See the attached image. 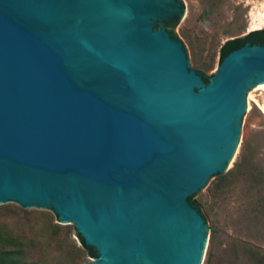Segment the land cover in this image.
Wrapping results in <instances>:
<instances>
[{
    "label": "water",
    "instance_id": "95a60500",
    "mask_svg": "<svg viewBox=\"0 0 264 264\" xmlns=\"http://www.w3.org/2000/svg\"><path fill=\"white\" fill-rule=\"evenodd\" d=\"M181 0H0V204L54 213L80 264H201L191 200L228 170L264 46L189 68Z\"/></svg>",
    "mask_w": 264,
    "mask_h": 264
},
{
    "label": "rangeland",
    "instance_id": "374dc122",
    "mask_svg": "<svg viewBox=\"0 0 264 264\" xmlns=\"http://www.w3.org/2000/svg\"><path fill=\"white\" fill-rule=\"evenodd\" d=\"M181 2V16L165 21L162 26H166L181 42L189 68L200 70L206 76L216 69L220 45L228 39L241 38L249 31L259 29L251 26L253 17L264 11V0ZM256 88L257 85L246 90L238 140L228 165L231 169L243 156V167L228 179L222 189L213 188L214 175L192 197L206 223L201 264H204L207 251H210L207 264H230L237 257L240 264H245L238 250L242 243L264 253V110L261 108L264 88ZM43 214L53 218L47 209L24 208L14 202L1 203L0 229L18 235L25 244L31 240L34 248H27L26 253L35 264H57L64 257L57 249L56 241L60 243V250L68 248L70 243L79 245V242L70 224L53 220V223L67 227L54 237H50L48 231H42L45 223ZM88 259L84 257L80 263Z\"/></svg>",
    "mask_w": 264,
    "mask_h": 264
},
{
    "label": "trees",
    "instance_id": "16d2710c",
    "mask_svg": "<svg viewBox=\"0 0 264 264\" xmlns=\"http://www.w3.org/2000/svg\"><path fill=\"white\" fill-rule=\"evenodd\" d=\"M171 36L174 37L172 33ZM258 44L264 46V27L259 29H254L246 33L243 37H235L232 39H228L224 41L218 50V63L222 59V57L231 51L232 49L240 47L242 44ZM200 76H206L200 70H195ZM245 163V158L241 156L237 162L233 165L231 169H228L225 173L220 175H215V182L213 184V188L216 190L222 189L228 179L236 174L238 170H240ZM191 200L196 203L192 198ZM197 204V203H196ZM198 205V204H197ZM199 207V205H198ZM45 215V223L42 227V231H48V235L50 237H54L58 231L61 229H66L65 226H60L57 223H53V220H56L54 213H52L53 218L49 217L47 214ZM71 230L74 233V227H71ZM35 234V233H34ZM31 239V238H29ZM60 243L56 241L57 249L60 253H63V261L58 262L57 264H79L84 257L87 259L90 258L86 252L87 249L84 246L76 245L75 243H70L68 248L65 250H60ZM27 248H34L33 242L28 240L25 244L18 235L10 234L8 231L0 229V264H35V261L31 260L26 253ZM238 250L240 254L245 259V264H264V253L247 244L238 245ZM210 256V251H207V254L204 259V264L208 263V259ZM230 264H240L238 262V257L235 261H232Z\"/></svg>",
    "mask_w": 264,
    "mask_h": 264
},
{
    "label": "bare ground",
    "instance_id": "6f19581e",
    "mask_svg": "<svg viewBox=\"0 0 264 264\" xmlns=\"http://www.w3.org/2000/svg\"><path fill=\"white\" fill-rule=\"evenodd\" d=\"M251 26L254 27V28H260L261 26H264V11L263 12H259L257 15H255L253 17V21H252V25ZM261 88H264V83L257 84V88L256 89H261ZM261 108L264 110V104L261 106Z\"/></svg>",
    "mask_w": 264,
    "mask_h": 264
},
{
    "label": "flooded vegetation",
    "instance_id": "af4514ba",
    "mask_svg": "<svg viewBox=\"0 0 264 264\" xmlns=\"http://www.w3.org/2000/svg\"><path fill=\"white\" fill-rule=\"evenodd\" d=\"M162 27H163L165 30H167V32H168L169 35H170L171 32L168 31V29L166 28V26H162Z\"/></svg>",
    "mask_w": 264,
    "mask_h": 264
}]
</instances>
